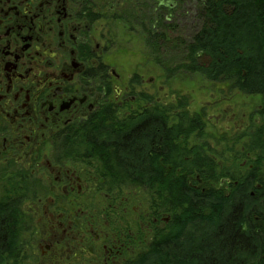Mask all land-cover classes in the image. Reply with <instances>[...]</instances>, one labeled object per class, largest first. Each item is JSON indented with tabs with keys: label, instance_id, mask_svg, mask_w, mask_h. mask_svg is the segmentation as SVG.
I'll list each match as a JSON object with an SVG mask.
<instances>
[{
	"label": "flooded vegetation",
	"instance_id": "flooded-vegetation-1",
	"mask_svg": "<svg viewBox=\"0 0 264 264\" xmlns=\"http://www.w3.org/2000/svg\"><path fill=\"white\" fill-rule=\"evenodd\" d=\"M188 4L0 0V201L17 214L0 264H138L170 235L199 240L201 224L190 219L176 233L187 207L164 206L149 186L129 217L128 194L110 178L183 179L196 193L218 187L225 197L240 178L254 181L250 210L264 263V88L204 79L210 103H169L140 63L125 70L112 58L124 43L167 37L174 27L196 36L199 11ZM152 119L171 131L172 146L156 159L162 175L123 174L113 146Z\"/></svg>",
	"mask_w": 264,
	"mask_h": 264
},
{
	"label": "trees",
	"instance_id": "trees-1",
	"mask_svg": "<svg viewBox=\"0 0 264 264\" xmlns=\"http://www.w3.org/2000/svg\"><path fill=\"white\" fill-rule=\"evenodd\" d=\"M197 1L198 33L192 41L183 42L184 48L192 53L188 59L175 56L177 61L174 63L197 64L186 70L198 73L204 79H236L248 91L264 88V0ZM164 39L154 37L149 41L154 46V41L169 42ZM177 71L179 69L170 68L167 76L171 77ZM170 133L162 122L152 119L122 135L113 146L121 172L162 175L156 159L172 146ZM110 179L118 188L149 186L164 197V206H186L182 217L177 219L176 233L182 230L187 219L201 224L199 240L180 242L177 235H170L165 244L156 246L151 258L138 264L259 263V243L263 239L253 233L254 218L250 210L256 199L250 194L254 181L240 178L230 196L225 197L218 187H212L204 194L196 193L183 179ZM16 222L15 210L6 208L0 201V254L11 250ZM21 222L27 223L24 214H21Z\"/></svg>",
	"mask_w": 264,
	"mask_h": 264
},
{
	"label": "rangeland",
	"instance_id": "rangeland-1",
	"mask_svg": "<svg viewBox=\"0 0 264 264\" xmlns=\"http://www.w3.org/2000/svg\"><path fill=\"white\" fill-rule=\"evenodd\" d=\"M150 14H152V11H150ZM135 40L136 42H127L122 45V48L127 50L116 49L118 52L115 53L112 58L118 60L119 63L121 61L124 64L125 70L131 69L134 67V65L136 66L137 63H140L139 66H141V68H139V71L144 73L145 76H150L152 78L151 87L155 86V89L160 91L159 98L165 99L169 103L175 102L177 96L182 97L183 101L188 102L192 99H196V101L200 102L201 104H207L213 100L211 98V87L208 83L203 82L204 77L198 73L187 71L185 68H180L179 71L172 74L171 77L166 76L168 70L175 66L176 63L174 62L177 60L174 59L173 56L164 55L163 52L157 53L155 46L153 44L149 46L147 39ZM128 48H133L136 52L129 50ZM142 52L145 54L143 55ZM145 59L150 65L143 67V62L145 63ZM164 64L168 66V69L166 68L165 70L164 68L161 70V65L165 67ZM158 86L161 87L158 88ZM242 99L244 98L237 97L235 99V103L238 106H242ZM245 100L247 101L248 99ZM121 190L122 196L128 194L127 196L129 197V207L132 209L128 211L129 217L133 216L135 218V213L137 212L138 207H140L138 202L146 204L148 201L146 190L143 187L132 186H123ZM125 216L128 217L127 214Z\"/></svg>",
	"mask_w": 264,
	"mask_h": 264
},
{
	"label": "bare ground",
	"instance_id": "bare-ground-1",
	"mask_svg": "<svg viewBox=\"0 0 264 264\" xmlns=\"http://www.w3.org/2000/svg\"><path fill=\"white\" fill-rule=\"evenodd\" d=\"M197 0H189L188 6L183 5V9L189 8L194 10V8H198V3H195ZM198 2V1H197ZM197 25L200 24L199 18L196 23ZM196 30H193L195 32ZM198 33V30H197ZM195 36H193L191 33L185 31L183 28L180 27H174L171 29L170 34L167 37H164V40H169L168 43L166 41H154L155 44V50L157 53L163 52L164 55H169V56H179V57H184L186 59L189 58L190 54L192 53L191 50H186L183 46L184 41H192ZM147 42L149 46L153 43L147 39ZM255 235L259 236V233L256 231L253 232Z\"/></svg>",
	"mask_w": 264,
	"mask_h": 264
}]
</instances>
